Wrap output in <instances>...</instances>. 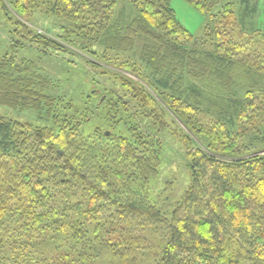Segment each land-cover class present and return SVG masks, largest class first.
<instances>
[{"label": "trees", "instance_id": "16d2710c", "mask_svg": "<svg viewBox=\"0 0 264 264\" xmlns=\"http://www.w3.org/2000/svg\"><path fill=\"white\" fill-rule=\"evenodd\" d=\"M185 1L200 38L168 0H0V111L28 117L0 112V264H264L258 2ZM23 49L65 54L81 89L54 92ZM165 133L189 172L168 213L152 200Z\"/></svg>", "mask_w": 264, "mask_h": 264}, {"label": "rangeland", "instance_id": "374dc122", "mask_svg": "<svg viewBox=\"0 0 264 264\" xmlns=\"http://www.w3.org/2000/svg\"><path fill=\"white\" fill-rule=\"evenodd\" d=\"M256 1L258 2V6L254 22L260 28L264 29V0ZM168 4L174 10L180 24L194 38H200L203 35L206 22L204 15L193 9L185 0H168ZM36 24V26L31 25L37 30L43 31V29H46L53 36L60 33L55 20L52 18H39L36 20ZM10 30L11 27L5 22V19L0 13V50L2 51L8 47V33ZM17 56H25L29 59L37 60L39 65L48 72H46L47 74L50 73L52 76H55V79L60 80L61 82H59V86L55 88L54 92H58L59 90L61 92L66 91V94L70 97L81 89V82L85 77L84 73L78 65L65 62V54L56 56L48 53V55H45L36 50L23 49L18 51ZM94 62L100 66L96 67V69L103 68L101 60L96 59ZM131 78L136 79V77ZM0 112L14 120H28L25 114H19L13 110L1 109ZM169 134H163V137L167 139L164 146V160L160 177L154 185V196L152 198L164 213H168L173 209L174 204L178 201L189 182V172L185 165L183 157L184 150L182 145H180L181 142L177 137L170 136ZM162 189L166 192L161 193ZM110 259L108 254L103 253L95 264H109Z\"/></svg>", "mask_w": 264, "mask_h": 264}, {"label": "water", "instance_id": "95a60500", "mask_svg": "<svg viewBox=\"0 0 264 264\" xmlns=\"http://www.w3.org/2000/svg\"><path fill=\"white\" fill-rule=\"evenodd\" d=\"M60 153V152H59Z\"/></svg>", "mask_w": 264, "mask_h": 264}]
</instances>
